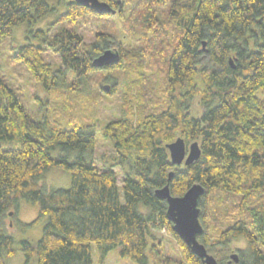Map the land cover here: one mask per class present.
Segmentation results:
<instances>
[{
  "label": "trees",
  "instance_id": "1",
  "mask_svg": "<svg viewBox=\"0 0 264 264\" xmlns=\"http://www.w3.org/2000/svg\"><path fill=\"white\" fill-rule=\"evenodd\" d=\"M63 5L66 10L59 14ZM91 13L70 0H0V53L17 27L28 26L13 58L28 66L47 92L64 84L67 73L77 81L71 89L78 91L81 81L98 71L93 61L105 50L114 48L126 58L104 33L88 48L83 36L68 29L52 33L56 24ZM53 14L56 19L47 30L34 28ZM168 22L179 34L168 59L169 105L138 124L122 118L106 125L103 137L119 153L108 168L95 163L93 125L58 129L47 117H32L19 93L4 81L0 64V264L15 254L5 220L18 214L21 200L39 207L38 219L21 224L23 228L46 219L37 244L21 243L28 261L93 264L96 247L102 259L120 249L123 259L152 264L150 255H156L159 245V240L150 245L152 231L166 229L193 264H202L174 232L166 201L156 197L168 184L174 196H183L195 184L205 188L200 201L205 233L199 240L219 264H228L233 255L231 239L246 243L236 252L237 264H264V98L258 95L264 91V0H173ZM163 27L149 42L166 44ZM33 39L59 56L62 67L48 65L45 49ZM197 98L203 112L195 116ZM180 137L187 145L201 146L200 159L190 166L172 164L167 145ZM127 165L122 198L114 167ZM55 168L70 173V188L48 191L41 185ZM215 190L241 196L248 218L229 226L213 245L205 207ZM255 196L258 201L250 205Z\"/></svg>",
  "mask_w": 264,
  "mask_h": 264
},
{
  "label": "rangeland",
  "instance_id": "2",
  "mask_svg": "<svg viewBox=\"0 0 264 264\" xmlns=\"http://www.w3.org/2000/svg\"><path fill=\"white\" fill-rule=\"evenodd\" d=\"M68 1V0H66ZM173 0H126L116 15L88 14L79 17L73 23L56 24L52 33L68 29L83 36L87 48L97 41L99 34H106L114 45L121 48L126 58H122L121 68L102 70L90 73L81 81L79 90L71 89L77 81L67 73L65 83L47 92L38 83L28 66L13 58V53L23 44L27 31L25 25L15 29L12 37L3 41L0 53L1 70L6 81L16 90L27 112L41 120L47 117L54 128H70L93 125L96 132V149L93 157L99 168H106L116 163L118 152L103 137L106 125L117 119H131L138 124L150 113L162 112L169 105V85L167 79L168 59L177 44L179 34L168 24ZM66 10L64 5L59 14ZM122 11V12H121ZM57 14L40 22L35 29L47 30L55 21ZM165 27V45L156 41L149 42L160 26ZM160 33V32H159ZM33 43L41 45L44 61L59 69L62 62L53 51L38 39ZM114 49V48H113ZM129 69H132L129 70ZM113 86L109 91L104 86ZM258 95L264 98V91ZM199 98L194 101V115H202ZM136 154V153H135ZM114 170L119 181L122 195L123 179L129 167L116 166ZM41 185L48 191L67 189L71 186V175L67 171L55 168L46 173ZM123 198V195H122ZM255 196L251 204L258 201ZM242 197L222 191H213L205 207V220L211 243L216 244L229 226L239 220L248 218L247 211L241 208ZM39 217V207L21 200L18 214L8 216L5 220L6 231L14 238L13 257L7 264H38L37 259L28 261L22 248V241L33 244L41 239L46 219L34 227L23 228L21 224H31ZM150 245L158 244L156 255H150L152 264H193L188 253L179 244L174 235L166 229H153ZM242 239H231L228 247L231 252L244 249ZM220 249V247H216ZM236 253V252H235ZM234 254V253H233ZM214 255V254H213ZM234 263V262H233ZM93 264H136L120 257V249L111 251L105 259L93 249ZM236 264V263H234Z\"/></svg>",
  "mask_w": 264,
  "mask_h": 264
},
{
  "label": "water",
  "instance_id": "3",
  "mask_svg": "<svg viewBox=\"0 0 264 264\" xmlns=\"http://www.w3.org/2000/svg\"><path fill=\"white\" fill-rule=\"evenodd\" d=\"M79 6L88 8L98 15H116L117 10L109 3L101 0H73ZM122 4V0L117 1V5ZM206 43H204V49ZM122 63V55L116 49H107L93 61L96 69L116 67ZM235 68V66H233ZM105 91L110 90V86H104ZM170 152L172 164L190 166L198 161L202 155L199 142L187 145L186 141L180 137L176 141L167 145ZM173 173L170 174V178ZM205 195V188L200 184L193 185L183 196L171 194L169 184L156 191L159 200L166 201L168 205L167 217L173 224V230L180 240L187 246L190 252L201 260L202 264H219L214 255L210 254L206 246L200 242L199 237L205 233L201 222L202 209L200 201ZM13 213H10L12 216ZM231 261L239 263L237 253L231 256Z\"/></svg>",
  "mask_w": 264,
  "mask_h": 264
},
{
  "label": "flooded vegetation",
  "instance_id": "4",
  "mask_svg": "<svg viewBox=\"0 0 264 264\" xmlns=\"http://www.w3.org/2000/svg\"><path fill=\"white\" fill-rule=\"evenodd\" d=\"M70 1H73V0H70ZM115 1V3H114V5H112L115 9H117L118 11H120L121 10V8H122V6L124 5V3L122 2V4H119V5H116L117 4V1L118 0H114ZM235 252H237V251H233V253H235ZM232 253V254H233ZM233 262L231 261V257H229V260H228V264H232ZM237 264V263H236Z\"/></svg>",
  "mask_w": 264,
  "mask_h": 264
}]
</instances>
